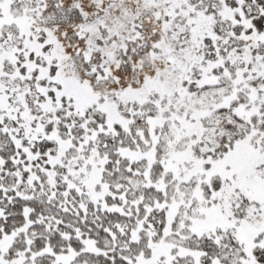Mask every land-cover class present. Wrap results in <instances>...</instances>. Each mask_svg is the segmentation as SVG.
Instances as JSON below:
<instances>
[{
	"label": "snow or ice",
	"instance_id": "snow-or-ice-1",
	"mask_svg": "<svg viewBox=\"0 0 264 264\" xmlns=\"http://www.w3.org/2000/svg\"><path fill=\"white\" fill-rule=\"evenodd\" d=\"M0 264H264V0H0Z\"/></svg>",
	"mask_w": 264,
	"mask_h": 264
}]
</instances>
